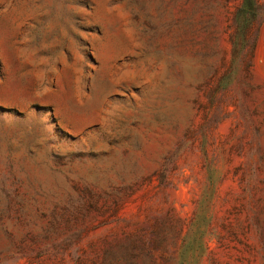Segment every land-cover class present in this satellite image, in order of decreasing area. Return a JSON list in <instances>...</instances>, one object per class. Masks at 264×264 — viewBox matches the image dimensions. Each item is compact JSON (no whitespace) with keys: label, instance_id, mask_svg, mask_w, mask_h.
I'll return each instance as SVG.
<instances>
[{"label":"rangeland","instance_id":"rangeland-1","mask_svg":"<svg viewBox=\"0 0 264 264\" xmlns=\"http://www.w3.org/2000/svg\"><path fill=\"white\" fill-rule=\"evenodd\" d=\"M0 264H264V0H0Z\"/></svg>","mask_w":264,"mask_h":264}]
</instances>
